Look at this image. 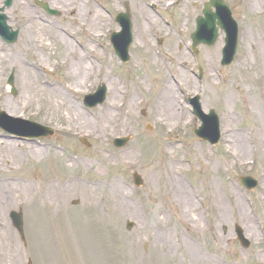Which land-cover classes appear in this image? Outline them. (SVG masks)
Here are the masks:
<instances>
[{"label": "rangeland", "instance_id": "374dc122", "mask_svg": "<svg viewBox=\"0 0 264 264\" xmlns=\"http://www.w3.org/2000/svg\"><path fill=\"white\" fill-rule=\"evenodd\" d=\"M4 1L0 0V7L3 6ZM83 1L88 3V9L92 10L91 13L81 15L78 20V13L71 15L61 13L63 16L57 21L56 19L48 20V16L45 17L39 7L28 8V13L26 12L25 15L21 4L27 3L28 5L33 3V0H13L12 7L6 10L5 14L9 17V25L14 29H20L21 34L19 41L13 46H7L0 40V45L2 44L7 49L6 56L3 58L4 63H16L11 68L2 67V70L0 68V96L8 97L18 105V108H21L22 101L29 102V93L21 86L20 82L24 72H19L18 68L25 65V62L27 63L26 67L30 66L29 68L34 67L32 64L37 62L44 63L46 69L39 72V77L46 78L48 76L52 82L64 83L66 67L63 69L61 65V61L65 58L64 48L62 44L58 43L56 37L59 28L67 30V34L72 36L73 39L67 38L73 46L75 45L74 47L77 46L74 44V39H80L79 35H76L77 33L87 37L89 40L86 41V48L91 41L90 38L92 37V41L95 38L91 33L118 29L105 11H100L101 7L98 8L92 0ZM122 1L124 0H110L105 3L106 8L104 9L109 8L113 14H116L123 10L119 3ZM128 1L131 5L132 17H134V43L139 44L144 41L148 46L143 47L141 51L139 47L141 54L125 69H119L120 65L116 57H111L106 65L108 68L106 72L117 82L115 85L119 91L117 95L111 89L107 102L116 95L114 98L116 104L119 102L126 104L124 109L116 105L113 107L112 111L118 117L109 126L110 134L100 136V131L85 126H82L81 129L76 127L73 132L68 133L67 112L62 108L56 112V105L51 109L48 96L44 94L38 106L21 109L18 115L23 120L34 121L55 129L57 134L50 139L54 138L53 142L64 149L66 148V151L53 153L44 149L45 159L53 160L50 165L54 168L50 172L47 170L46 162L39 163L30 154H27V146L31 148H35V146L26 143L18 148V151L25 155L24 161L17 166L21 169L16 171L15 168H11V171H15L12 174L17 175L14 179L22 180V177H25V179L23 178L25 181L28 178L31 182L37 183V187H40L39 184L45 177L59 178L60 180L80 178L83 182L85 180L90 184L100 185L107 183L108 187L104 186L107 191L110 190L113 181H118L124 188L125 202L130 204L137 214L120 217L116 216L115 212H111L114 214H112L111 223L106 222V226L103 229L100 228L102 231L98 232L100 240H97L96 246L100 257L96 260L94 243L93 247L90 242L86 244L89 250V254L86 255L84 247L79 250L76 245V242H83L81 238L78 240L77 230L81 229L79 226L83 231L89 233L90 230L91 233L90 224H86L87 220L90 221V208L83 196L68 195L65 203L61 204L60 202L56 205L59 209L49 206L45 208L38 197L33 198L32 192L28 191L26 195H28V199L32 198L30 201L26 199V202L23 203L20 201L13 203L5 210L3 220L9 236L6 244L1 242V246L6 250L0 248V264H29V261L32 264H79L82 258L79 260L78 253L85 256L86 264H134L131 259V254L134 252L141 255L144 261L142 264H179L178 262L187 260L184 255L186 245L198 249L202 256L209 259V264H264V228L259 229L255 237L250 236L246 223L242 221L234 208L235 202L241 200L251 212L260 210L264 197V165L259 161H251L243 167L233 166L226 169V160L230 157L234 138L238 134L245 136L252 154L251 136L256 124L250 117L252 107L236 91L240 80H247L249 77L247 72L249 66L245 65L244 56L250 51V60H252L253 54L251 47L247 48L248 42L251 43V46L253 40L264 42V0H256L257 5L254 11L250 10L251 0H225L239 26L237 55L234 63L226 68L220 65L225 39L222 31H220L221 36L215 46L211 48L201 46L197 56H194L189 50L187 52L186 49L187 43L188 49L191 47L190 38L195 31L196 18L202 15L203 5L209 0H182L180 4L169 8L167 12L162 9V6L166 7V3L172 0H154L158 5V12L153 14L148 7L152 0H137L133 2L134 8L130 0ZM66 6V2L63 4L54 0L51 7L60 11L73 8V5ZM96 9L106 18L107 23L103 21L104 24L102 23L99 28H91L90 25L84 28L83 24L91 22V16ZM34 18L37 20L34 21ZM165 19L169 21V24L163 22ZM148 21L156 24L161 22L160 31L153 32ZM35 22L39 26L44 25L50 32L44 40L42 36H39L35 43H27L25 40L28 28L33 27L34 35L39 33V26L34 25ZM246 31L255 35L248 39ZM167 33L169 35L165 36ZM141 37L142 40L139 39ZM154 38H162L166 41V45L162 46L159 49L161 51L157 53L154 50ZM79 51L82 50L79 49ZM104 51L101 50V52ZM149 55H152L153 61ZM158 55H161V59L164 58V60L159 59ZM147 58L150 63H147ZM154 61L158 64H154ZM180 62H185L184 70L188 73V86L183 81L182 90L188 93V97L199 94L202 97L203 108L206 111L214 109L219 115L222 138L217 146H210L194 136V129L200 126V122L193 116L186 96L180 92L182 90L175 85V81L172 79L173 64ZM53 67L58 68V71H50ZM106 67L103 64H95V74L92 79L102 83L103 81L107 82L103 79ZM200 68L203 70L202 79L199 74ZM117 71H121L122 74L117 76ZM156 72L158 75H153ZM11 74L15 76V87L18 92L16 96H13L12 90H9L7 86ZM175 79L180 81L179 77H175ZM167 81L171 82L172 86L174 84V88L178 90L176 105L182 109L184 114L180 118L179 116L171 118L164 116L163 118L166 120L160 121L156 117L157 109L154 104L157 101V95L163 90L164 82ZM92 83L91 80H88L85 86L89 88V91H93L96 84ZM255 85L256 81L250 79V83L243 88H252ZM227 88L235 95V99H232L229 106L224 101V93ZM81 96L74 95L75 101L90 119H95L98 116L101 107L106 110V104L95 109H86ZM132 99L135 101L132 109H129L128 104ZM140 111H146L147 116L140 117ZM123 123H127L125 128H122ZM163 124L177 126L179 129L175 133H171L170 136H165ZM262 125H264V119ZM119 136L131 137L128 145L121 150L113 146L114 139ZM81 138H85L91 147H85L80 141ZM65 142H67V146L64 145ZM173 158L183 164L180 177L185 187H189L191 192L197 190L199 194V206L206 211L202 227H198L194 223L195 215L193 214H191L192 217L189 216L187 223L178 220L177 215L175 218L168 212L170 209L176 214L180 208L175 207L170 202L169 195L165 194L160 178L156 175L158 171L156 164L161 165L159 171L162 172L165 169L164 166ZM68 159L70 162H67ZM8 161L11 162V160ZM48 167L50 166L48 165ZM46 170L50 173H46ZM134 173H139L143 177V188L134 186L132 179ZM243 176H250L258 180L259 187L251 192L246 191L239 183V178ZM210 179H213L218 185L226 208L225 218L220 222H217L215 215L217 210L213 208V199L209 194ZM102 191H99V196H103ZM75 200L80 201L77 207L72 205ZM24 203L26 204L24 205ZM42 203L44 204V202ZM46 205H49V202H46ZM110 206H112V202L109 200L107 202L109 210ZM19 210L24 215L25 243L9 219L11 211ZM56 210L59 212L55 213ZM129 222L134 223L131 230L127 228ZM166 222H169L167 226ZM236 224L243 228L246 237L250 240L249 249H243L237 241ZM166 228L173 229V235L177 241L172 243V255L163 252L162 245L157 240V237H165ZM170 242L172 241L169 238L165 241V243Z\"/></svg>", "mask_w": 264, "mask_h": 264}, {"label": "bare ground", "instance_id": "6f19581e", "mask_svg": "<svg viewBox=\"0 0 264 264\" xmlns=\"http://www.w3.org/2000/svg\"><path fill=\"white\" fill-rule=\"evenodd\" d=\"M72 1L73 0H57V3L64 4L65 2L71 3ZM21 5L23 7V13L26 15V3ZM256 5V0H253V3L251 0L250 10L254 11L256 9ZM78 10L79 14L77 17H81L80 14L87 13L86 3L80 4ZM104 18L105 17L100 11H94L91 22L89 23L90 27L99 28ZM34 25L39 26L37 22H35ZM40 26L38 35H34V29L32 26L28 28L29 31L27 30L25 40L27 43H35L39 36H42L43 40L47 38L48 32L50 31H47L48 28L44 25ZM98 33L99 32L91 33V35L96 34L97 36ZM144 33H146V31H144ZM245 33L248 36V39L250 38V36L255 35L250 31H246ZM56 37L58 43L62 44L64 48L63 53L65 54V58L63 59V63L66 65L65 86H60L58 84H48L46 79L40 78L39 72L42 70L43 66L26 68V65H21L18 67L19 72H24L23 76L20 78L21 86H23L24 89H27L30 100L29 102H26V100L22 101L21 108H18V105H16L12 100L4 95H1L0 111H4L7 115L12 117H19L18 114H20L21 109L25 110V108L28 109L30 106H38L42 100L43 95L46 94L48 96L47 99L49 105L51 106V109H53L52 107L56 105V112H59L61 108L67 112L69 120L67 124L68 133L73 132L76 127L81 129L82 126H85L94 130L96 129V131H100V136L108 133L110 134L109 126L113 122H115V119L118 117L112 111V109L115 105L119 107L120 102L116 104L114 101L115 96H113L111 98V101L108 102L109 107H107L106 110L100 108V111L97 114L98 116L95 117V119H90L88 114L81 110L79 104L75 101L74 95L84 94L87 92L89 88L85 86L88 80H91L93 82L92 84L97 82L96 80L92 79L93 74H95L94 63H88V57L90 56L91 50H89V52L82 53L78 51L73 46L72 42L62 33L56 32ZM90 39L92 40V37ZM250 47L253 54L252 60H250V51H248L244 56V63L245 65L249 66V69L247 71L249 77L247 78V80H240L236 92H239L240 95H242L243 98L246 99L247 104L252 107V110L250 111V117L253 120L254 124L256 123L255 127L253 128V135L251 136V142L253 143L252 154L245 136L238 134V136H235L234 138L232 144V152L229 154L230 157L226 160V169L233 166L243 167L248 165L251 161H259L262 163V165H264V125H262V120L264 119V42H257L253 40L252 46L251 43L248 42L247 48L249 49ZM5 56L6 53H0L1 70L2 67L11 68L16 64L4 63L3 58ZM75 56H78V61L72 62V59ZM67 67H69L68 70ZM177 75L178 77L185 78L186 84L188 86V74L186 73V71L181 70L177 72ZM105 79H108V74L106 73ZM250 79L255 80L256 85L252 88H243L245 85L250 83ZM116 83L117 82L114 80H112L110 83V87L114 90ZM175 85L179 86L180 83L175 82ZM8 89L10 90L11 86H8ZM177 92L178 90L176 91V89L174 88V84L172 86L170 82H165L163 90L157 95V101L154 104V106L156 105L157 109V119L161 120L164 116L168 118L174 116H179L180 118L181 116H183L184 112L176 105L178 99ZM232 99H235V95L229 88H227L224 93V101L227 106L231 104ZM134 101V99L129 101V109H132ZM126 125L127 123H123L122 128H125ZM22 145L23 144L17 141L9 140V138H6L5 136H0V175L11 174V168H15L16 171L21 169L17 166L24 161L25 155L21 154L18 151V148ZM27 147V154H30L32 158L37 160L39 163L45 161L44 149H42L41 146L36 144L35 148H31L30 146ZM250 154L252 156L251 158ZM7 159L11 160V162ZM164 167L165 170L161 172L159 171L161 169V165L157 166L158 171L156 175L158 178H160V183L164 189L165 194L167 196L169 195L168 197L171 198H169L170 202L173 203L175 207L178 206L180 208V210L176 214H174L173 210L170 209H168V212L173 217L177 215L176 217H178V220H183L187 223L189 216L193 214L195 215L194 223L198 227H202L205 221L204 216L206 215V211L204 209L202 210V207L199 206L200 200L197 190L191 192L192 190L190 191L189 187H185L182 182V179L180 177L181 172L183 171L182 162L173 158L172 160H169ZM88 182L89 181L85 180L83 182L79 178L78 180H70L57 183L54 180L49 179V177H45L39 184L40 187H37V183H35L34 181L27 182V180H5L4 182L0 183V248H5L1 246V242H3V244H6L9 236L7 231L8 229L3 220L5 210L13 203L19 201L23 203L26 202V199L30 201V199L32 198L28 199V195H26L28 191L32 192L33 198L38 197V199L41 201V204L43 206L45 205V208H47L48 206L53 208L58 207L56 205L60 204V202L61 204L65 203L68 195L83 196L85 201H87L92 213L89 216L90 221L87 220L86 222V224L89 223L91 226V233L90 230V234L87 231H83L82 227L79 226L81 229H78L77 231L80 234L82 233V235H80V238L83 242H76V245L79 250L84 247L86 255L89 254V250L86 244L90 242L93 247L94 243V254L97 260L100 257V253L97 250L96 246V244H98L97 240H100L98 232L100 228L103 229L106 226V222L109 221L111 223V217L113 214L111 212H115L116 216L120 217H124V215H135L137 214V212H135L130 204L125 202L124 188L118 181H113L111 183L109 191L105 190V187H108L107 183L100 185L96 183L90 184V182ZM208 188L210 197H212L213 199V208L217 210V213L215 214L217 216V222L223 221L226 214V208L220 195V189L213 179H210ZM99 191H102L103 196H99ZM109 200L112 202L113 206H110L111 211L107 207V202ZM42 202H44V204ZM46 202H49V205H46ZM60 208H62V206ZM234 208L235 210H237L242 221L246 223L248 234H250V236L255 237L258 230L264 228V197L259 211L251 212L247 208L246 204H244L241 200L235 202ZM54 212L58 213L59 210H56ZM168 224L169 222H166V226ZM165 237H157V240L161 243L163 252L172 255V243L177 242L174 238L172 228H166ZM168 238L172 242L165 243ZM185 248L186 249L184 251V255L187 260H182L181 262H178L179 264H209V259L202 256L198 249H195V247L193 246L188 247V245H186ZM4 250H6V248ZM80 258L84 259L86 263V259L83 254L79 255V260ZM131 259L134 264H142L144 262L138 252L132 253Z\"/></svg>", "mask_w": 264, "mask_h": 264}, {"label": "water", "instance_id": "95a60500", "mask_svg": "<svg viewBox=\"0 0 264 264\" xmlns=\"http://www.w3.org/2000/svg\"><path fill=\"white\" fill-rule=\"evenodd\" d=\"M212 7H215L217 9V14L212 13ZM204 15L205 18H199L197 21V32L193 35V44H194V51L197 52V46L204 43L207 45H214L216 42L219 34H218V25L221 29L225 30L227 34L226 39V48H225V65H229L236 54L237 44H238V27L235 21L232 18L230 10L226 7L223 0H211L210 3L205 5L204 9ZM0 21V31L2 29L7 32L9 28L5 25L6 18L3 17ZM216 20H219L218 22ZM16 34H14V37L12 38V42H15L16 40ZM12 82V79H11ZM196 113L198 116H200L201 121L203 122V126L196 131V134L205 140H208L212 144H216L220 138V132H219V120L216 116L214 111H211L210 115H204L200 110H196ZM7 118L4 114L0 115V127L7 130L10 133L19 135V136H26V137H36L40 136L42 133V130L44 128L35 125V124H28L31 127H34L38 130V132L34 133L31 131L26 130V132H20L17 130H13L9 127L18 125V122L13 121L15 123L9 122L8 124H4L3 120ZM24 123V122H23ZM26 124V123H25ZM244 184H247L248 187H255V182H247L245 181ZM12 220L15 225L20 231H22V216L17 215L13 213ZM239 238L243 245L245 247H248V242L242 238V231L240 229H237Z\"/></svg>", "mask_w": 264, "mask_h": 264}]
</instances>
